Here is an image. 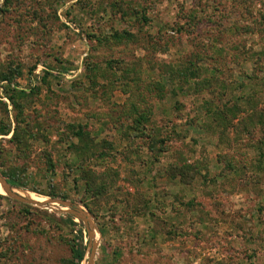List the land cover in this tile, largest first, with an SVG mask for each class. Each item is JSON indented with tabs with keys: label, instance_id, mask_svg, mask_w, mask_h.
<instances>
[{
	"label": "rangeland",
	"instance_id": "obj_1",
	"mask_svg": "<svg viewBox=\"0 0 264 264\" xmlns=\"http://www.w3.org/2000/svg\"><path fill=\"white\" fill-rule=\"evenodd\" d=\"M5 175L0 264H264V0H0Z\"/></svg>",
	"mask_w": 264,
	"mask_h": 264
},
{
	"label": "trees",
	"instance_id": "obj_2",
	"mask_svg": "<svg viewBox=\"0 0 264 264\" xmlns=\"http://www.w3.org/2000/svg\"><path fill=\"white\" fill-rule=\"evenodd\" d=\"M43 80H44V78H43ZM9 132H8V130H4L3 131L4 134H2V135H8ZM5 179L9 185H11L13 187H20V184L16 178H14V177L10 178L7 175H5ZM81 234H82V231H81ZM73 251L74 252H73L72 264H81L85 258V254H86L85 249L82 248V246H80V245H76Z\"/></svg>",
	"mask_w": 264,
	"mask_h": 264
},
{
	"label": "bare ground",
	"instance_id": "obj_3",
	"mask_svg": "<svg viewBox=\"0 0 264 264\" xmlns=\"http://www.w3.org/2000/svg\"><path fill=\"white\" fill-rule=\"evenodd\" d=\"M0 187L6 189V190H4V189L0 188V194L7 195L8 194L7 188L1 182H0ZM24 194L28 195L33 200L40 201V202H44L45 201V199L36 198V196L34 194L23 193V195ZM94 235H95V239L98 240V238H97L98 237V233L96 232V233H94Z\"/></svg>",
	"mask_w": 264,
	"mask_h": 264
},
{
	"label": "water",
	"instance_id": "obj_4",
	"mask_svg": "<svg viewBox=\"0 0 264 264\" xmlns=\"http://www.w3.org/2000/svg\"><path fill=\"white\" fill-rule=\"evenodd\" d=\"M0 182L7 188L8 193L14 190V187L9 185L8 182L0 176ZM29 202V201H28ZM31 202V201H30ZM80 216V215H79ZM81 217V216H80Z\"/></svg>",
	"mask_w": 264,
	"mask_h": 264
}]
</instances>
